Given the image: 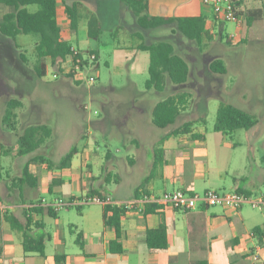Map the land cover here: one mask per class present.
Masks as SVG:
<instances>
[{"label": "crops", "instance_id": "0c3cea01", "mask_svg": "<svg viewBox=\"0 0 264 264\" xmlns=\"http://www.w3.org/2000/svg\"><path fill=\"white\" fill-rule=\"evenodd\" d=\"M97 1L100 2L94 0ZM56 2V17L61 37L83 51L78 44L71 41L78 25L72 30L65 7L76 3L81 14L79 22H85L86 28L88 17L95 13L85 9L87 14H84L78 0ZM103 2L110 4L106 0ZM118 2L122 4L120 0ZM192 6L193 9L195 7L193 14ZM29 8L32 11L36 9L34 5ZM179 11L189 12L180 15ZM148 13L156 16L205 15L206 28L211 38L204 37L200 46L196 43L200 48L204 47L203 51H200V48L197 51L200 57L206 53H216L207 63L209 68L210 63L217 59L224 64L223 73L212 71V86L222 94L219 104L231 103L249 112L264 104V89L247 85L244 77H237L234 70H231L233 59L223 52L216 31L217 25L224 20L215 18L209 3L202 0H148ZM246 13L248 17L245 16ZM238 15L241 21L235 23V31L223 30L224 33L221 32L220 36H225L232 45L244 46L248 44L249 39L260 41L264 38V0H239ZM86 33L88 36L87 29ZM232 33L239 37L237 43L228 39ZM22 35L19 34L16 39L19 45L18 55L22 52L21 46L24 44L20 41L21 38H27ZM34 43L36 44V41ZM12 44L14 46L13 41ZM88 51H92V48ZM49 61L46 60V70ZM173 92L169 96H176L177 92ZM195 93L197 92L193 90L186 91L192 98ZM188 99L191 100V97ZM196 120L199 126L194 124V120H189L192 122L189 133L175 134V127L146 141V136L154 131L156 126L152 123V116L149 119H141L132 124L131 129L124 130L120 127L121 133H131V138H125L124 147L128 149L124 157H118L109 150L101 154L98 150L93 151L91 147H86L85 143L84 148L78 150L69 165L63 168L50 167V162H47L46 166L43 162H31L30 157L22 163L19 151L9 149L11 142L15 141L14 137H11L13 130L2 121L0 264H253L252 253L255 250L260 255L259 264H264V236L254 233L255 227H264V209L248 205L238 209L213 205L183 211L169 206L147 204L142 211L132 209L124 212L121 217L122 235L117 238L114 229L103 223L104 205L100 203L84 202L72 206L76 209V213L72 215L69 211L72 207H67L66 212H63L65 208H62L50 215L46 208L40 205L42 199L50 203L58 198L83 199L92 195L126 200L134 197L139 187L158 195L174 189H183L188 193H202L207 189L250 194L264 192V188L259 186L264 182V169L250 174L234 156L239 153L235 152L237 143L228 140V135L215 131L214 128L208 131L206 126H203V116H197ZM112 132L113 136L121 138L114 130ZM192 134L201 137H193ZM157 147L161 152L156 162L154 151ZM26 165L34 178L33 186L22 184L18 180ZM132 176L136 177V181L130 183ZM96 179L98 180L95 185ZM29 181L31 183L32 180ZM46 194H49V197ZM31 204L39 205L43 209L40 212L28 213L31 218L28 234L44 239L43 254L24 251L22 231L13 229L6 219V215H14L21 222H25V210ZM146 209L148 211H145ZM161 225L166 230L168 245L162 250L150 249L145 241L146 231ZM113 240L120 244L121 251L114 250L118 248L116 244L113 245V250L111 249L110 242Z\"/></svg>", "mask_w": 264, "mask_h": 264}, {"label": "rangeland", "instance_id": "374dc122", "mask_svg": "<svg viewBox=\"0 0 264 264\" xmlns=\"http://www.w3.org/2000/svg\"><path fill=\"white\" fill-rule=\"evenodd\" d=\"M78 1L84 14H87L85 9L95 13L103 26L102 34L98 38H91L87 36L85 22L80 21L76 34L71 38L72 43L78 44L84 52L89 48L98 52L93 64L97 75L93 84L85 81L75 83L68 77L54 79L49 68L43 76L38 77L34 69L37 63L35 38L23 34L27 38L20 40L24 43L21 46L24 61L20 59L12 40L0 35V124L7 100L15 98L21 101L16 108L15 129L11 132L15 141L11 142L9 149L19 150L16 140L26 126L45 124L51 128L50 134L44 137L34 152L21 155L22 163L29 157L40 155L44 159L38 163L43 162L46 166L51 161L56 165L69 148L75 146L80 150L85 143L86 147L101 154L109 150L118 157H124L128 149L124 147L125 138H131V133H121L120 127L131 129L137 121L151 118L153 106L173 91L177 92L175 95L184 94L181 115L168 128L154 126L155 130L146 136V141L181 126L187 120H194V124L199 126L197 116H203V126L208 131L212 130L222 94L212 86L214 73L207 63L216 53H206L200 57L197 51L200 47L179 32H173L170 27L143 31L148 42H171L189 67L185 83L173 84L166 76L162 91L147 89L144 83L148 78L149 52L136 48L138 39L133 33L139 29L130 11L118 0H106L110 2L109 5L104 4L103 0ZM194 9L192 6V14ZM187 12L179 11L178 14L186 15ZM223 30L235 31V22L223 21L216 28L223 52L233 59L231 70L237 77H244L247 85L264 89V38L260 41L249 39L246 46L232 45L225 36H220ZM203 50L204 47H201L200 51ZM190 90L197 92L193 98L186 94ZM190 97L191 100L188 99ZM251 112L257 118L256 124L249 129H238L227 137L237 143L235 152L239 153L234 156L250 174L264 169V104ZM113 130L121 138L113 136ZM97 180L94 181L95 185ZM134 181L136 177L132 176L130 183ZM259 186L264 188V182ZM46 196L49 197V194ZM66 211L65 208L63 212ZM69 211L71 215L76 213L75 207Z\"/></svg>", "mask_w": 264, "mask_h": 264}, {"label": "trees", "instance_id": "16d2710c", "mask_svg": "<svg viewBox=\"0 0 264 264\" xmlns=\"http://www.w3.org/2000/svg\"><path fill=\"white\" fill-rule=\"evenodd\" d=\"M122 4L133 15L138 31L133 33L138 39L137 49L149 52L148 78L145 80L147 89H155L162 91L164 89V81L167 76L173 84L185 83L188 77L189 67L186 60L176 53L174 45L165 40L148 42L145 40L143 31L152 30L161 27H170L173 32H179L188 40L194 41L199 46L204 37L211 38L206 28V16H156L148 13V0H120ZM233 10L238 14L239 0H231ZM56 0H0V35L13 41L14 47L19 49L16 42L19 34L32 35L36 44L34 50L36 53L37 63L34 67L38 77L46 73L45 61L49 59L53 65H61L70 53L71 42L61 37L60 27L56 17ZM34 5L36 9L30 10V6ZM66 12L70 19L72 30L77 28L81 14L78 11L76 3L66 5ZM248 17L247 13L245 14ZM88 36L98 38L103 31V27L95 14H91L87 19ZM95 53L96 59L98 52ZM20 59L25 61L22 52L19 53ZM211 71L215 73H223L225 71L224 64L220 60H214L210 63ZM78 83V82H76ZM184 95L168 96L158 101L152 109V123L158 128H166L172 125L181 113L180 105L184 102ZM21 105L19 99L10 98L6 102L2 121L11 128L15 129L17 112L16 108ZM257 122V118L251 112L241 109L231 103L221 102L218 105L215 116L214 130L229 135L238 129H249ZM191 121L184 122L181 126L173 130V133H189ZM51 128L45 124H32L26 126L22 133L17 137L19 153L21 155L34 152L43 142L44 137L48 136ZM193 137H201L192 134ZM78 149L72 146L68 151L60 157L55 166L63 168L69 165L73 156ZM161 152L157 147L154 151L155 160H158V154ZM44 158L40 155L31 157L30 161H39ZM155 164V163H154ZM31 179V183L29 181ZM21 183L33 186L34 178L28 172L27 165L22 170V175L18 179ZM43 209L39 205L31 204L25 210V222H21L14 215H6L10 226L13 229L22 231V246L24 251H34L40 254L44 253V239L35 238L28 234L30 230L31 218L29 211L40 212ZM50 215H54L55 211L50 208L45 209ZM126 210L120 207L104 205L103 207V223L105 226L112 227L116 233V237L122 235L121 217ZM145 211H148L147 209ZM37 225V223H35ZM254 233L264 236V227L254 228ZM79 236V235H78ZM145 241L150 249H165L168 245L167 233L163 225L155 229L146 231ZM115 251H121L120 244L117 240L110 242L111 249L113 245Z\"/></svg>", "mask_w": 264, "mask_h": 264}, {"label": "built area", "instance_id": "2783aa9c", "mask_svg": "<svg viewBox=\"0 0 264 264\" xmlns=\"http://www.w3.org/2000/svg\"><path fill=\"white\" fill-rule=\"evenodd\" d=\"M202 1L212 6L217 20L234 21L235 23L241 21L240 16L233 10L231 0ZM228 39L234 43L239 41V37L234 33L230 34ZM95 60L96 55L94 52H84L72 45L70 47V53L61 65H53L51 61H49L48 68L51 69V74L54 79L68 77L75 83L85 81L89 84H93L97 78L93 67ZM84 202H95L102 205L120 207L125 210L136 209L138 211H142L147 204L169 206L172 209L183 211L198 206L213 205H224L234 209L248 205L253 208L264 209V192L250 194L237 191L218 192L213 189H207L202 193H188L183 189H174L158 195L148 191L144 187H139L136 190V195L126 200H112L109 196L92 195L83 199L58 198L50 203L42 199L40 205L45 208H50L53 211H58L62 208L77 206ZM29 207H31V205ZM252 262L253 264L260 263V255L257 250L252 253Z\"/></svg>", "mask_w": 264, "mask_h": 264}]
</instances>
